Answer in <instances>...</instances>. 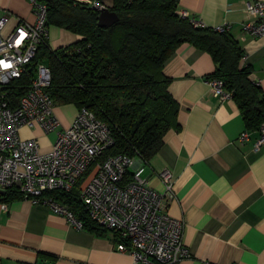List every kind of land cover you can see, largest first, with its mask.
<instances>
[{"label": "crops", "instance_id": "0c3cea01", "mask_svg": "<svg viewBox=\"0 0 264 264\" xmlns=\"http://www.w3.org/2000/svg\"><path fill=\"white\" fill-rule=\"evenodd\" d=\"M96 1L108 8L113 2ZM246 1L177 0V10L204 26L229 23L228 33L243 49L241 63L250 67L249 78L264 92V38L250 36L241 28ZM0 10L34 21L28 0H0ZM14 23L12 18L8 29ZM79 38L64 28L48 27L51 50ZM214 68L209 53L187 42L164 61L168 91L178 104V126L167 132L161 148L146 162L133 157L130 172L143 166L141 177L161 193L164 185L157 173L172 172L174 197L167 201L166 212L183 221L182 241L191 253L177 264H264V142L255 147L258 131L245 127L232 97L219 101L212 95L205 79ZM65 106L55 107L60 121L57 130L70 124L77 109ZM244 130L249 138L240 141ZM26 131L21 133L23 138L41 135L38 129ZM39 144L47 150L52 142ZM19 262L131 264V257L116 250L111 231L99 235L77 229L63 215L23 197L0 199V264Z\"/></svg>", "mask_w": 264, "mask_h": 264}, {"label": "built area", "instance_id": "2783aa9c", "mask_svg": "<svg viewBox=\"0 0 264 264\" xmlns=\"http://www.w3.org/2000/svg\"><path fill=\"white\" fill-rule=\"evenodd\" d=\"M28 3L34 14L32 22L0 10V190L16 188L23 198L46 205L82 229L81 221L66 204L45 194L69 193L82 180L78 197L89 217L115 233L116 250L127 253L131 264H177L190 257L189 248L182 241L183 221L166 212L167 201L174 197L172 172L163 169L157 173L164 185L161 193L141 177L143 166L130 172L133 157L122 153L103 156L113 139L106 124L86 107L77 109L73 121L57 131L47 150L41 149L37 135L21 136L24 126L46 135L60 126L55 101L47 92L49 67L40 60L34 62L39 45L48 43L47 6L41 0ZM87 3L98 10L104 8L100 1ZM243 11L242 30L264 38V0L244 2ZM179 14L190 17L186 11ZM12 18L15 23L8 29ZM229 27V23H222L214 28L222 32ZM29 72L32 75L25 93L11 105L6 87ZM205 81L219 101L231 98L222 79L206 77ZM257 131L256 148L264 142V121ZM238 138L246 141L249 131H242Z\"/></svg>", "mask_w": 264, "mask_h": 264}, {"label": "trees", "instance_id": "16d2710c", "mask_svg": "<svg viewBox=\"0 0 264 264\" xmlns=\"http://www.w3.org/2000/svg\"><path fill=\"white\" fill-rule=\"evenodd\" d=\"M47 6V25L80 36L75 42L51 50L39 45L35 61L49 67L47 92L55 103L86 107L104 122L113 139L103 154L122 153L147 161L163 145L167 132L178 126V104L168 91L170 78L164 61L181 43L209 53L214 71L237 104L247 129L258 130L264 121V92L249 78L250 67L241 63L243 49L228 31L194 24L181 16L177 0H113L109 9L118 20L99 26L98 9L78 0H41ZM32 73L13 79L6 97L15 105L25 93ZM71 192L50 191L66 204L82 227L96 234L110 231L92 220ZM22 197L16 188L0 195L3 201ZM115 241L118 240L113 231ZM18 264H39L22 263Z\"/></svg>", "mask_w": 264, "mask_h": 264}, {"label": "rangeland", "instance_id": "374dc122", "mask_svg": "<svg viewBox=\"0 0 264 264\" xmlns=\"http://www.w3.org/2000/svg\"><path fill=\"white\" fill-rule=\"evenodd\" d=\"M65 105H67V107H72V106H74L73 104H64V103H55V107L56 108H59V109H62V108H66V106ZM74 109V108H73ZM76 112H77V109H76V111H75V113H74V116H73V118H72V120H71V122L73 121V119H74V117H75V115H76ZM70 122V123H71ZM29 129V130H31V131H33L34 129H30V128H28V127H26V126H24V127H22L21 128V131H20V133H23L24 135H26V134H28L27 133V129ZM23 129V130H22ZM57 129H55L54 131H52V132H50L49 134H41V135H38V140H39V142H41V143H44V144H48V143H51V142H53L54 140H55V138H56V135H57ZM34 133L35 134H37L36 133V131H34ZM33 136H35V135H33ZM32 136V137H33ZM91 171H92V169L86 174V175H88L89 173H91ZM85 175V176H86Z\"/></svg>", "mask_w": 264, "mask_h": 264}, {"label": "water", "instance_id": "95a60500", "mask_svg": "<svg viewBox=\"0 0 264 264\" xmlns=\"http://www.w3.org/2000/svg\"><path fill=\"white\" fill-rule=\"evenodd\" d=\"M117 20H118L117 14L111 11L108 7H104L99 11L97 23L99 26L105 27L112 25ZM3 194H5V191L0 190V195Z\"/></svg>", "mask_w": 264, "mask_h": 264}]
</instances>
